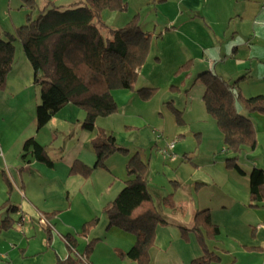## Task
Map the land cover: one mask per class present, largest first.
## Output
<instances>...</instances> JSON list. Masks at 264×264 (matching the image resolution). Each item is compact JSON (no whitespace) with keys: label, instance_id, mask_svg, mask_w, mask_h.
Segmentation results:
<instances>
[{"label":"crops","instance_id":"0c3cea01","mask_svg":"<svg viewBox=\"0 0 264 264\" xmlns=\"http://www.w3.org/2000/svg\"><path fill=\"white\" fill-rule=\"evenodd\" d=\"M34 1L35 8L30 12L33 19L46 7L63 10L83 0ZM123 3L124 12L105 11L108 13L103 12L102 16L107 17L105 22L112 29L122 28L133 16H139L141 29L151 37L147 65L152 58L160 62L165 53L170 54L174 59L173 71L191 61L190 70L184 73L196 71L197 77L209 71L232 84L248 76L233 93L244 98L264 95V0H123ZM28 12L21 0H0V31L11 32L25 24ZM156 36L163 40L164 50H158L157 39V50L152 51ZM26 62L12 67L6 87L0 91V264H57L58 259L69 257L76 259L77 264H135L120 256L134 245L135 238L119 229L107 228L102 209L123 188L127 180L126 163L136 152L130 154L128 150L129 157L119 159L115 155L109 157L105 169L93 170L87 178L72 175L70 170L75 161L89 168L94 166L96 158L90 141L98 131L106 133V130L97 121L93 132L83 130L84 111L68 104L37 132L35 109L40 99L34 100L31 109L28 100L17 102V111L7 115L6 102L17 101L19 96L14 87H27L31 79L33 82V71ZM242 86L260 89L247 97L242 94L245 90ZM142 88L156 86L143 83L139 89ZM199 91L202 103L205 87L201 83ZM240 113L252 122L258 145L263 143L264 148V117L241 108ZM30 138L46 148L53 161L51 168L30 157L21 158L23 145ZM255 151L239 156L238 164L244 175L225 169L230 154L224 149V161L214 162L211 174L183 156V161L189 160L193 166L188 181L171 180L170 192L159 196L158 203L148 188L155 208L167 221L156 228L149 250L151 264H191L203 256L194 234L189 233L184 243L181 229H190L195 213L204 210L209 211L212 224L219 229V236L207 244L209 251L227 263L238 264L240 257L242 264H264V206L249 207L250 172L253 168L264 172V153L259 162ZM118 165L124 179L115 174ZM168 196H172L173 206L165 200ZM11 208H15L14 212ZM94 218L98 219L97 224L79 236L81 225ZM67 235L74 237L73 246L67 244ZM91 243L92 249L87 252Z\"/></svg>","mask_w":264,"mask_h":264},{"label":"trees","instance_id":"16d2710c","mask_svg":"<svg viewBox=\"0 0 264 264\" xmlns=\"http://www.w3.org/2000/svg\"><path fill=\"white\" fill-rule=\"evenodd\" d=\"M28 14L25 24L11 32L0 31V91L7 84L15 59V44L19 43L26 61L33 71V83L40 88V102L35 109L36 131H41L51 118L64 106L71 104L81 108L85 117L81 128L87 132L95 130L96 121L114 114L117 104L112 92L134 90L138 72L145 64L150 48V35L140 27L139 16L135 15L122 28L112 29L102 21V14L124 12L123 0H83L69 8L47 9L36 18L30 13L35 8L34 0H21ZM105 32L106 36L102 33ZM191 61L178 68L176 73L190 70ZM247 77L243 76L232 84L213 72H204L198 79L205 87L202 103L209 117L219 129L225 151L230 154L225 161V169L239 175L244 172L238 164L243 152L256 149L257 141L252 122L238 110L257 113L264 117V95L244 98L233 89ZM156 88L135 90L142 101L150 100ZM182 124L177 111L168 104ZM95 155L92 168L75 161L70 173L87 178L93 170L105 169L106 161L114 154L129 157L127 149L119 146L112 134L103 130L90 141ZM21 158L30 157L37 163L51 168L53 161L46 148L34 138L25 141ZM127 180L116 197L103 206L102 212L107 228H116L135 238L134 245L121 257L135 264H151L149 250L155 240L158 226L167 224L157 211L147 186V163L136 152L128 158L125 166ZM10 188V187H9ZM249 199L251 208L264 206V172L253 168L249 175ZM165 200L173 206L172 196ZM8 202L6 201L1 208ZM14 212L15 208H11ZM52 215H46L51 218ZM94 218L83 224L79 236H84L97 224ZM194 234L203 256L191 264H213L220 261L219 256L208 250L206 241L219 236V229L213 225L209 211H198L194 215L193 226L181 229V236L187 240ZM67 244L73 246L74 237H65ZM92 249L89 244L87 252ZM71 257L58 259L57 264H77Z\"/></svg>","mask_w":264,"mask_h":264},{"label":"rangeland","instance_id":"374dc122","mask_svg":"<svg viewBox=\"0 0 264 264\" xmlns=\"http://www.w3.org/2000/svg\"><path fill=\"white\" fill-rule=\"evenodd\" d=\"M105 17L102 16V21L111 28L106 24ZM102 34L106 36L105 32ZM157 39L160 38L154 37L152 45V51L155 52L156 45L159 46L158 50L165 49L163 40H159L155 45ZM154 60L152 58L148 61L149 65L145 63L146 65L142 66L146 67L140 70L134 90L112 92L117 110L109 117L98 119L97 125L105 128L107 134L112 133L117 143L129 150L130 154L138 152L143 162L147 163V186L154 196L155 203H158L159 196L170 192V187L173 185L171 180L176 178L182 182L188 181L193 166L189 160L183 161V156L189 157L195 164H200L205 172L211 174L214 171L212 164L215 165L214 162H219V160L224 161L225 154L222 152L224 150L222 135L215 122L206 113L203 103L200 102L199 83L201 81L198 79L199 76L197 77L198 73L196 71L189 74L176 73L178 69L173 71L171 63L173 64L174 59H171L170 54L165 53L160 62ZM23 62H26V59L20 44L16 43L13 67L15 65L20 67ZM246 77L248 79V76ZM29 83L27 87L24 85L21 88L14 87V92H18L19 96H17V101L10 99L6 102L9 110L6 111L7 115H12L14 111H17V102L22 103L24 99L28 100L30 103L28 107L31 109L34 106V100L40 99V88L32 82V79ZM143 83L153 84L157 88L153 97L148 101H142L135 95V90H138L140 84ZM244 88L242 86L241 89ZM259 89L258 87L245 88L242 94L248 97L257 94ZM168 104L180 111L182 124L177 122V116L169 109ZM238 109L240 112L239 106ZM173 141L176 142L174 152L176 159L168 161L160 150ZM263 150V143L258 145L257 142L256 151L253 153L258 157L259 162L263 158ZM114 155L118 159L125 157L122 154ZM114 170L117 172L115 174H119L116 176H122L121 179H124V174L120 175L121 165L115 167ZM82 226L83 224L81 228ZM183 242L186 243L187 240L183 239ZM211 242L212 240L206 241L207 244ZM213 264L234 263H227L222 259ZM238 264H242L240 257Z\"/></svg>","mask_w":264,"mask_h":264},{"label":"built area","instance_id":"2783aa9c","mask_svg":"<svg viewBox=\"0 0 264 264\" xmlns=\"http://www.w3.org/2000/svg\"><path fill=\"white\" fill-rule=\"evenodd\" d=\"M175 143L176 142H171L168 143L165 147H163L160 150V153L166 158L168 161H175L176 156L174 154V149H175ZM42 220L45 221V218H42Z\"/></svg>","mask_w":264,"mask_h":264}]
</instances>
